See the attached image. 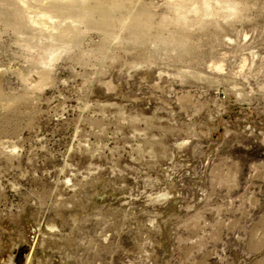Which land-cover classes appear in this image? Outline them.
Returning a JSON list of instances; mask_svg holds the SVG:
<instances>
[{
    "label": "rangeland",
    "instance_id": "1",
    "mask_svg": "<svg viewBox=\"0 0 264 264\" xmlns=\"http://www.w3.org/2000/svg\"><path fill=\"white\" fill-rule=\"evenodd\" d=\"M252 227L264 0H0V264H223Z\"/></svg>",
    "mask_w": 264,
    "mask_h": 264
},
{
    "label": "crops",
    "instance_id": "2",
    "mask_svg": "<svg viewBox=\"0 0 264 264\" xmlns=\"http://www.w3.org/2000/svg\"><path fill=\"white\" fill-rule=\"evenodd\" d=\"M236 240L230 243L234 252L229 256V261L223 264H264V228L244 229Z\"/></svg>",
    "mask_w": 264,
    "mask_h": 264
}]
</instances>
